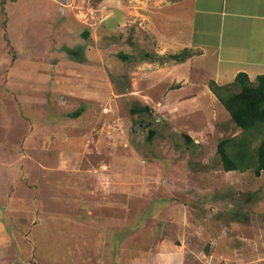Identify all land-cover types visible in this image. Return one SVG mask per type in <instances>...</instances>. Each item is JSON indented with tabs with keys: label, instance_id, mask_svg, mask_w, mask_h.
Segmentation results:
<instances>
[{
	"label": "rangeland",
	"instance_id": "1",
	"mask_svg": "<svg viewBox=\"0 0 264 264\" xmlns=\"http://www.w3.org/2000/svg\"><path fill=\"white\" fill-rule=\"evenodd\" d=\"M128 3L0 0V160L20 175L11 186L37 196L45 232L52 213L73 238L121 228L109 236L129 234L122 250L144 264L166 255L264 264V171L223 170L217 145L240 130L202 77L192 78L202 90L193 97L179 63L144 62L151 42L142 17L116 18ZM144 106L151 112L131 113ZM69 222L89 230L71 235ZM36 234V258L46 260Z\"/></svg>",
	"mask_w": 264,
	"mask_h": 264
},
{
	"label": "crops",
	"instance_id": "2",
	"mask_svg": "<svg viewBox=\"0 0 264 264\" xmlns=\"http://www.w3.org/2000/svg\"><path fill=\"white\" fill-rule=\"evenodd\" d=\"M114 2L118 4L120 0ZM129 3L125 13L120 11L116 18L121 23L126 21L127 15L130 21L136 14L142 17L147 28L145 36L151 42V51L146 53L175 54L185 48L193 51L195 55L178 64L179 81L187 77L192 81L193 97L202 91L198 89L200 83L192 80L197 75L218 85L231 83L241 72L247 74L250 81L264 76V0H129ZM134 3L146 4L147 9L136 12L131 6ZM144 62L147 65L155 63ZM206 90L209 92L207 87ZM10 166V159L0 160V176L3 169L8 172L6 184L0 178V264H144L137 251L122 250V240L130 239V235L120 237L117 242L121 228L106 232L99 226L92 239L89 233L73 238L68 236L69 232L59 230L62 225L56 223L52 213V216L48 214L50 232H45L44 220L47 218H43L45 212L40 206L37 209V196L26 195L23 183L22 191L17 190L15 184L11 186V180L14 178L17 182L20 175L17 174L19 169L15 168L11 173ZM64 227L71 229V235L75 227L76 230H89L86 224L79 226L72 222ZM39 230L40 234L37 233ZM33 231L37 233L36 239L39 237L45 242L49 252L46 260L36 258L37 245L31 238ZM109 234L116 235L114 240ZM78 246L81 251L75 249ZM145 252L146 260L149 258L152 262L153 250ZM161 262L185 264L182 256L177 255H166Z\"/></svg>",
	"mask_w": 264,
	"mask_h": 264
},
{
	"label": "trees",
	"instance_id": "3",
	"mask_svg": "<svg viewBox=\"0 0 264 264\" xmlns=\"http://www.w3.org/2000/svg\"><path fill=\"white\" fill-rule=\"evenodd\" d=\"M195 55L190 49H183L175 54L159 56L144 53L143 58L148 61L166 63L185 62ZM118 57L127 58V55L118 53ZM208 87L219 101L220 105L229 115L234 126L240 130L237 137L224 139L217 145L216 153L225 172H244L253 170L259 177L264 171V76H257L250 81L247 74L238 73L231 83L218 85L213 80L208 81ZM141 112L150 113L147 106L131 110L132 114ZM81 111L72 112L69 116L76 118ZM155 135L154 131L148 132V139ZM187 143L192 139L184 135Z\"/></svg>",
	"mask_w": 264,
	"mask_h": 264
}]
</instances>
